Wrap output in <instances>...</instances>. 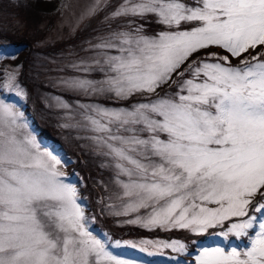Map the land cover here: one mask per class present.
<instances>
[{"label":"snow or ice","instance_id":"snow-or-ice-1","mask_svg":"<svg viewBox=\"0 0 264 264\" xmlns=\"http://www.w3.org/2000/svg\"><path fill=\"white\" fill-rule=\"evenodd\" d=\"M100 7L97 0L89 13ZM111 17L128 27L94 46L104 78L66 83L144 98L80 105L87 138L116 170L122 210L114 214L145 210L127 223L186 230L201 245L191 264H264V0H122ZM141 21L160 30L149 35ZM18 72L5 68L0 78V264H136L110 251L120 241L90 229L61 159L29 130L11 100L26 96ZM142 244L191 255L181 240Z\"/></svg>","mask_w":264,"mask_h":264},{"label":"trees","instance_id":"trees-1","mask_svg":"<svg viewBox=\"0 0 264 264\" xmlns=\"http://www.w3.org/2000/svg\"><path fill=\"white\" fill-rule=\"evenodd\" d=\"M111 2L109 1L110 5ZM26 0H0V14H4L5 12H11L13 15L19 18V20L23 23V31L13 32L12 30L2 26V21H0V33H2V37H0V41L4 43V41L9 44H13L14 46L24 45L27 48V54L24 56L23 63L20 65V85L23 86V89L27 93L23 99L14 97V99L19 103L20 108L25 107L30 108L33 112L32 117L35 122H38L39 125L32 130V132L40 131L45 135L39 141V136H37V140L41 143V147H48L50 150L54 151L62 161V164L58 166L62 172L65 173V182L75 185L77 188L79 200L78 203L83 206L85 213H87L88 223L91 230H93L94 234H100L101 238H110L114 242L120 241L122 244L125 239H154L157 240H181L185 243L189 244V250L194 253L195 249L198 246L193 247L190 242V235L185 230L172 229L170 231L162 230V229H151L146 230L145 228H137L136 226H126V225H116V221L103 218L102 209L105 206L104 196L106 195V191H104V186L107 185L108 190L111 189V185L113 184V177L115 175L114 170L111 167H106V158L103 156L102 152H98L95 149L91 148L89 143H86L85 140L81 139V133L77 131H71L69 128H64L60 122L57 120V113L49 110L47 104L44 101H41V95L46 93L48 95L55 94L59 98H65L69 103L81 100H87L85 98H78L75 94H68L64 91H58L55 89H51L47 86L46 81L40 78L42 73V68L44 67L43 62L48 59V57H53L54 55H58V53L64 52V49L68 46H77L84 39L89 38L88 33L90 29L93 27H97L94 25L96 19H92L88 21V27L80 29L76 34H74L71 39L68 41H59L56 44H51L48 48L45 47H36L37 42L39 43L41 40L45 39L46 32L45 29L39 27L40 23L45 22L47 19L42 14H39L34 9L29 8L26 4ZM109 8V6H108ZM108 10V9H107ZM106 10V11H107ZM49 23H53L54 18L49 19ZM144 28L147 34L151 35L154 32L160 30L159 25L154 22H145ZM2 45V44H1ZM213 51H217L218 49H212ZM0 54L6 65H9L7 62V55L9 54L8 48L0 47ZM45 59V60H44ZM5 60V61H4ZM21 86V87H22ZM13 96H11L12 98ZM19 100V101H18ZM140 100V99H139ZM89 101V100H88ZM97 102L99 105H103L105 107L110 108H118L125 107L128 104H133V102H122L118 100H108L106 97L95 98L92 99L91 102ZM137 101V100H136ZM46 105V106H45ZM25 119L28 115L25 113ZM101 211V212H100ZM104 213V212H103ZM95 214L96 223L93 222L92 215ZM260 216H264V213L257 214ZM101 222V223H100ZM100 223V224H99ZM98 230H97V229ZM102 231V232H101ZM101 233L107 234V237L102 235ZM218 243L217 240H213L211 244L215 245ZM221 245H224L221 244ZM126 247V246H125ZM180 260H187L189 262V258L191 255L180 256L178 253H173ZM122 258L128 260L136 261L138 259H145L147 264H158L156 261H150L141 255L137 251H122L117 254ZM178 261L172 264H178ZM169 264L168 262H165ZM164 264V263H163Z\"/></svg>","mask_w":264,"mask_h":264},{"label":"rangeland","instance_id":"rangeland-1","mask_svg":"<svg viewBox=\"0 0 264 264\" xmlns=\"http://www.w3.org/2000/svg\"><path fill=\"white\" fill-rule=\"evenodd\" d=\"M109 1L111 2V5ZM26 4L29 6V8L34 9V11H37L39 14H42L46 17V21L40 23L39 27L42 29H45L47 34L45 39L41 40L39 43L35 45L36 47H45L48 48L51 44H56L59 41H68L71 39V37L76 34L80 29L87 28L88 27V21L92 19H96L94 25L97 27H93V29H90V32L88 33L87 39H84L82 42L79 43V45L68 46L67 49H64V52L58 53V55H54L53 57H48V59H44L43 62V68L41 77L42 80L46 81V84L49 88L58 90L59 92L62 90L64 92H67L68 94H75L78 96V98H85L87 100H81L75 101L74 103H69L68 100H65V98H59L55 94H46L43 93L41 95V101H44L45 104L49 107L48 109L54 111L57 113V120L60 122V124L64 127V125H68V127L71 131H77L81 133V139L87 140L86 143H89L91 145L92 149H95L96 151L100 152L101 150L97 148V146L88 139L87 137L93 135V133L86 131L84 124V109L80 107V105H90V104H98L97 102H91L92 99L95 98H102L106 97V99L112 101L117 100L114 97H109L108 95H94L89 93H85L81 89L70 87L66 82L72 81L74 79H88V80H94L98 81L104 78V74L99 71L100 65H97L95 61L97 59L103 60V57L99 55L100 50L96 49L94 46L102 40L107 39L110 37V35L114 31H121L125 30L128 27V19L123 17H117L112 18L111 13L115 10V8L122 2V0H101V7L98 11H96L94 14L89 13V9L92 8L96 3L97 0H26ZM109 6V8H108ZM108 9V10H107ZM107 10V11H106ZM50 18H54V22L50 25ZM0 21H2V26L5 29L8 28L12 30L13 32L20 31L21 34L24 33L22 30L23 23L19 20L18 17L13 15L11 12H5L4 14H0ZM7 41V40H6ZM0 41V45H7L9 54L7 55V62L9 65H6L5 62H3V59L0 58V78H2V73L5 68H16L19 66V72L17 79H20L21 71H20V65L23 63L24 56L27 54V48L24 47V45H17L14 46L13 44H9L8 42ZM5 48V47H4ZM109 54H116L114 50H108ZM1 52V51H0ZM1 56V54H0ZM5 61V60H4ZM236 61L233 60V63ZM85 68H89V71H85ZM20 84V82H19ZM22 86V85H20ZM23 89V86L21 87ZM24 90V89H23ZM25 92V90H24ZM26 93V92H25ZM13 96L11 100L13 102L17 103V106L20 111H22L28 115L26 117V122L29 125V130L32 131L34 128H36L39 123L35 122V120L32 117V110L30 108L23 107L20 108L21 105L14 99L15 96ZM27 96V93H26ZM18 99L20 97H17ZM22 99V98H21ZM140 99V100H139ZM20 100V99H19ZM18 100V101H19ZM89 100V101H88ZM142 102L144 100L143 97H133L130 98L127 101L124 102ZM137 100V101H136ZM23 101H25L23 99ZM119 101V100H118ZM123 102V100H120ZM64 104H67L68 107H63ZM46 106V105H45ZM131 105L128 104L125 107H130ZM110 108V107H109ZM36 137L39 136V141L42 139V137L45 135L43 132L35 131L33 132ZM146 135V134H145ZM41 142V141H40ZM105 156V155H103ZM106 158V167H111L112 170H114L115 175H112L114 181L111 185V189L108 190L107 185L104 186V191H106V195L104 196L105 199V206L103 207L101 212L103 218H109L114 221H116V225H126V226H136L137 228H144L140 224H130L127 223L130 219H135L137 215H144L145 210H141L140 213H130L128 216H117L114 213L116 211H121V201L116 198L117 193H119L121 190L116 185V170L113 166V161L110 157L105 156ZM121 179H124L121 177ZM109 205H113L114 207H109ZM83 207V206H82ZM86 217L88 216L87 213ZM98 216V215H97ZM95 214H93L91 217L93 219V222L96 221L97 217ZM96 223V222H95ZM101 223V222H100ZM99 223V224H100ZM97 229V228H96ZM99 229V228H98ZM97 229V230H98ZM146 230H150L145 228ZM159 229V228H157ZM181 230V229H178ZM170 231V230H168ZM102 232V231H101ZM185 232H187L185 230ZM104 235V233H101ZM189 234V233H188ZM100 235V234H99ZM190 235V234H189ZM101 236V235H100ZM213 240H217L218 243L223 244V246H236L238 248H242L247 244L246 239L236 240L234 238H230L228 242L223 241L221 238L218 237H205L204 242L206 244H211ZM143 241H165V240H157V238L154 239H125L122 241L123 243L120 244L119 247H110V251H112L115 255L122 251H137L140 255L141 253L144 255L145 258L150 259V261H156L158 264H167L165 262H168L169 264L179 261L178 257L177 259H173L175 256L170 248H155L152 244H142ZM125 242H129L126 244ZM110 245H114L115 242L113 240L109 241ZM130 244H136L137 247L133 248L129 246ZM126 246V247H125ZM195 246H201L199 243ZM140 247H145L146 251H140ZM152 252V255H149L148 253ZM196 253V251H194ZM195 257V256H194ZM192 256V258H194ZM134 261V260H132ZM136 264H147L148 262L145 259H141L138 261V259L135 261Z\"/></svg>","mask_w":264,"mask_h":264}]
</instances>
